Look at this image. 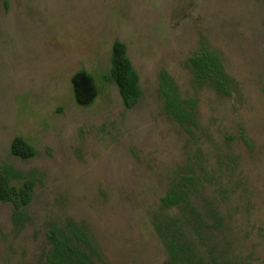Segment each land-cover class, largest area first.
<instances>
[{
  "label": "rangeland",
  "instance_id": "1",
  "mask_svg": "<svg viewBox=\"0 0 264 264\" xmlns=\"http://www.w3.org/2000/svg\"><path fill=\"white\" fill-rule=\"evenodd\" d=\"M115 40L139 75L131 109L109 75ZM202 46L227 94L196 81ZM81 69L97 89L85 106ZM161 70L197 100L187 130L163 110ZM16 136L34 156L10 154ZM0 172L36 178L18 220L0 203V264H42L51 225L73 264H264V0H0Z\"/></svg>",
  "mask_w": 264,
  "mask_h": 264
},
{
  "label": "trees",
  "instance_id": "2",
  "mask_svg": "<svg viewBox=\"0 0 264 264\" xmlns=\"http://www.w3.org/2000/svg\"><path fill=\"white\" fill-rule=\"evenodd\" d=\"M188 63L198 83L206 81L222 94L229 92L232 80L225 73L217 55L210 49L202 46L188 58ZM109 75L117 88L122 105L126 109H131L141 96L139 75L126 53L125 45L118 40L113 41L111 46ZM71 83L74 99L78 105H90L94 101L97 89L89 73L83 69L76 71L71 76ZM158 92L162 98L164 112L187 130V123L192 121L190 110L196 106L197 100L195 98L180 99L174 81L164 70L159 73ZM9 152L22 159L35 155L32 145L20 136L11 140ZM17 175L22 181L16 187L10 185L7 177L0 172V203H12L15 221L24 214L25 207L31 202L36 183L33 172L26 175L17 173ZM186 182L191 186L196 184L192 177H187ZM180 194L181 192L178 194L171 191L163 197V202L166 205L176 204L183 197ZM46 236L52 244L53 252L42 264H73L72 254L75 252V247L69 244L68 238L60 232L58 226L51 225ZM84 260L88 262L87 255L84 256Z\"/></svg>",
  "mask_w": 264,
  "mask_h": 264
}]
</instances>
